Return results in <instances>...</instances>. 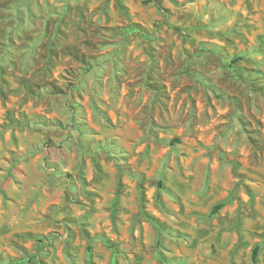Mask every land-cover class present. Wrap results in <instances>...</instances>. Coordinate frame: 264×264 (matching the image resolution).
I'll return each mask as SVG.
<instances>
[{
    "label": "rangeland",
    "instance_id": "374dc122",
    "mask_svg": "<svg viewBox=\"0 0 264 264\" xmlns=\"http://www.w3.org/2000/svg\"><path fill=\"white\" fill-rule=\"evenodd\" d=\"M0 264H264V0H0Z\"/></svg>",
    "mask_w": 264,
    "mask_h": 264
},
{
    "label": "trees",
    "instance_id": "16d2710c",
    "mask_svg": "<svg viewBox=\"0 0 264 264\" xmlns=\"http://www.w3.org/2000/svg\"><path fill=\"white\" fill-rule=\"evenodd\" d=\"M222 205H217L216 207H214V209L212 210V213L215 214L219 209H221ZM258 253H259V246L254 248L253 252H252V259L253 262L256 263L257 262V258H258Z\"/></svg>",
    "mask_w": 264,
    "mask_h": 264
}]
</instances>
